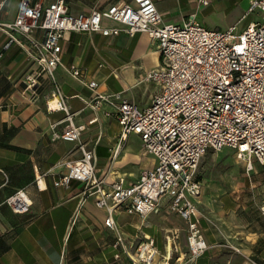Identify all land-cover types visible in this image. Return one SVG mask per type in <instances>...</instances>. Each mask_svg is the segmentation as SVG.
I'll use <instances>...</instances> for the list:
<instances>
[{
  "label": "crops",
  "instance_id": "obj_1",
  "mask_svg": "<svg viewBox=\"0 0 264 264\" xmlns=\"http://www.w3.org/2000/svg\"><path fill=\"white\" fill-rule=\"evenodd\" d=\"M20 1L8 0L1 21L16 18ZM53 1L34 0L40 6ZM65 1L72 13L80 14L132 0ZM155 1L165 22L183 24L196 14L208 28L237 25L242 31L262 20L260 10L250 9L253 0ZM7 40L8 34L0 28V264H132L117 243L120 236L127 242L152 237L159 258L171 251L172 264H180L175 246L186 251L187 225L180 214L169 210L168 200L160 212L146 218L116 209L117 231L106 225L109 210L98 205L99 193H92L85 182L55 184L66 171V162L82 157V143L94 148L96 176L106 187L120 176L128 185L156 164L139 135L122 138L114 105L104 102L94 109L88 103L99 91L121 92L142 107L151 104L159 84L145 80L144 75L159 66L161 54L150 34L73 31L61 40L62 63L55 71L56 82L76 123L86 125L80 141L57 137L67 124V113L48 109L54 82L47 79L37 99H23V78L32 61L20 43L6 49ZM74 69L81 74L75 75ZM91 80L99 82L97 90L89 86ZM263 168L257 163L248 171L245 162V183L239 186L212 183L200 176L204 188L195 201L209 247L196 264H264ZM21 188L33 200L27 214L14 212L6 202Z\"/></svg>",
  "mask_w": 264,
  "mask_h": 264
},
{
  "label": "built area",
  "instance_id": "obj_2",
  "mask_svg": "<svg viewBox=\"0 0 264 264\" xmlns=\"http://www.w3.org/2000/svg\"><path fill=\"white\" fill-rule=\"evenodd\" d=\"M210 1L200 0L204 4ZM7 3L0 0V28L8 34L4 47L20 43L32 61L23 78L26 86L22 97L35 100L47 79L54 82L47 106L66 111L67 124L57 137L69 141H80L86 125L76 123L56 82L55 71L62 63L61 40L73 31L104 35L142 31L153 38L161 63L144 75L145 80L159 84L151 104L142 107L121 92L99 91L88 103L94 109L104 102L114 105L122 138L139 135L156 164L128 185L120 176L106 187L96 176L94 148L82 143V157L67 161L66 171L55 184L70 186L75 179L85 182L92 193H99L98 205L109 210L106 225L117 231L116 209L138 212L146 218L160 212L167 197L169 210L180 214L187 225L186 251L175 246L180 251V264H196L209 247L195 201L204 188L202 158L210 149L230 147L246 162L248 171L257 163L264 167V0H253L250 8L260 10L262 20L240 32L237 25L226 30L208 28L196 14L183 24L165 22L155 0H132L80 14L72 13L65 0L45 6L21 0L16 18L3 22L1 14ZM74 74L81 72L74 69ZM88 84L94 90L99 87L97 80ZM6 202L19 214L29 213L33 205L25 188ZM117 243L132 264H172L171 251L159 258L152 237L127 242L120 236Z\"/></svg>",
  "mask_w": 264,
  "mask_h": 264
},
{
  "label": "rangeland",
  "instance_id": "obj_3",
  "mask_svg": "<svg viewBox=\"0 0 264 264\" xmlns=\"http://www.w3.org/2000/svg\"><path fill=\"white\" fill-rule=\"evenodd\" d=\"M228 28L222 27L220 29L226 30ZM238 31L240 32V30ZM244 165L245 161L240 159L236 150L230 147L210 149L201 160L200 176L212 183L224 182L228 186L229 184L239 186L245 183ZM260 174L264 176V168ZM241 190L243 191V189Z\"/></svg>",
  "mask_w": 264,
  "mask_h": 264
}]
</instances>
